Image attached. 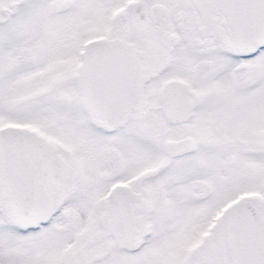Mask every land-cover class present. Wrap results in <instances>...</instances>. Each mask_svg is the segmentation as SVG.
Segmentation results:
<instances>
[{
    "label": "snow or ice",
    "instance_id": "6c2138e0",
    "mask_svg": "<svg viewBox=\"0 0 264 264\" xmlns=\"http://www.w3.org/2000/svg\"><path fill=\"white\" fill-rule=\"evenodd\" d=\"M0 264H264V0H0Z\"/></svg>",
    "mask_w": 264,
    "mask_h": 264
}]
</instances>
